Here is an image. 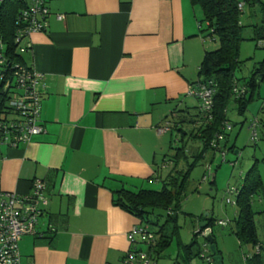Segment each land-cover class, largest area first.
I'll return each instance as SVG.
<instances>
[{"label":"crops","instance_id":"crops-1","mask_svg":"<svg viewBox=\"0 0 264 264\" xmlns=\"http://www.w3.org/2000/svg\"><path fill=\"white\" fill-rule=\"evenodd\" d=\"M46 3V28L25 39L24 53L43 74L45 131L1 147L0 196L46 183L36 233L18 241L22 264H121L139 220L113 204L112 191L136 190L168 170L156 162L167 133L172 138L173 122H191L199 103L187 91L207 51L202 10L192 0ZM253 210L257 226L264 209Z\"/></svg>","mask_w":264,"mask_h":264},{"label":"trees","instance_id":"trees-1","mask_svg":"<svg viewBox=\"0 0 264 264\" xmlns=\"http://www.w3.org/2000/svg\"><path fill=\"white\" fill-rule=\"evenodd\" d=\"M239 2H243L244 7L256 8L259 13V22L253 25L252 37L258 41L264 36V0H192V3L198 4L202 10L203 18L207 25L206 29L209 30L208 36L211 38L216 36L219 43L216 49L205 51L199 68L200 78L198 82H208L210 80L215 87L211 118L203 116L199 105H197L193 108L194 112L190 115L191 131H184L176 122H173V128L181 132V145L177 149L176 157L170 160L173 164L172 168L162 177L159 175L151 177V179H159L162 182L160 189L140 187L132 190L122 186L112 191L113 204L136 217L139 223L148 224L155 236L152 243H142L130 247L129 253L135 258L133 264H141L137 262L139 260L138 253L141 251H145L154 263L162 256L163 251L171 243L173 235L177 231V213L180 211L183 185H185L191 169L197 162L207 152L217 151L216 146H213L212 142L218 134L222 133L224 122L229 121L227 117L228 104L233 100L237 104L238 113H243L248 106L254 89L259 84L258 81L264 78V60L256 64L250 78L244 82L241 83L234 75L239 62L237 57L240 43L243 40V26L240 22L242 11L238 9ZM28 4L29 0H0V116L10 113L8 101L11 94L16 91L14 84H10V87L4 90V80L11 77L14 65L19 64L29 67L24 56L25 52H20L22 40L17 42L20 37L18 29L22 25L19 16L24 9L28 8ZM202 30L204 31V29ZM235 79L246 87V91H251L249 96L245 94L241 98H233L232 88ZM182 121V119H179L177 123H182ZM187 134L190 138H197L201 146L196 155H194V159L191 162L186 161V169L180 170L176 167L181 158L187 159L184 136ZM227 137L228 133H224V139L218 143L221 147H226L230 150L234 145L227 146ZM212 182H214V179ZM235 188V206L237 211L230 230L236 236L240 245H248L252 248L251 252L245 254V264H264V244H262L258 236L255 211L252 207L255 195L264 196V181H262L260 172L255 165L245 173L241 184L235 186ZM154 211H165L167 213L163 223L160 224L158 219L155 221L150 219L149 216ZM202 220L206 221V227L211 228L217 219L211 214L206 217L202 216L198 220L197 228L200 227L199 223ZM153 225L157 228L154 229ZM211 235L214 239L216 252L220 254L212 230ZM197 239L198 233L194 231L191 243L182 246L178 257L188 261L194 256H198L204 260L205 264H209L201 256L202 243L198 245L197 251H193V248L198 243ZM208 256L215 264L210 249ZM126 257L127 254L122 256L121 264H125L124 260ZM176 263L177 261L175 260Z\"/></svg>","mask_w":264,"mask_h":264},{"label":"rangeland","instance_id":"rangeland-1","mask_svg":"<svg viewBox=\"0 0 264 264\" xmlns=\"http://www.w3.org/2000/svg\"><path fill=\"white\" fill-rule=\"evenodd\" d=\"M197 8L200 7L197 6ZM199 11L201 12L200 9ZM199 16L203 17L202 13ZM259 18L256 8L251 9L246 6L240 15L243 40L240 43L237 57L239 62L234 75L241 83L249 79L256 64L264 60V48L259 47L258 41L252 38L253 25L259 22ZM202 20L206 48L209 51L214 50L219 46L218 40L216 36L214 38L208 36L209 30L206 29V21L204 18ZM258 82L259 84L254 89L243 113H238L237 104L233 100L228 104L227 117L231 128L227 131L226 143L228 147L234 145L232 150L227 149L224 154L220 151H209L191 169L181 192L180 211L177 213L176 222L177 231L155 264H175V260L176 264H205L204 260L198 256L185 261L179 258L178 254L183 245L191 243L193 232L198 227L199 218L209 214L217 219L211 228L216 245L222 251V264H245L244 258L248 245H240L230 230V226H233L234 211L237 209L235 205L227 202V198L235 199L234 195L228 193V190L239 186L245 173L254 165L264 181V78ZM250 93V90L246 91L247 96ZM255 118L258 119V123L256 138L253 141L251 140V123ZM182 128L184 131H191V123H185ZM181 136L180 132L174 128L172 129V138H170V133H167L168 144L156 158L159 165L163 164L168 167V170L166 167L161 168L163 175L173 166L170 160L176 157L177 149L181 145ZM184 136L187 159L181 158L176 167L180 170L186 169V161L191 162L201 146L197 138H190L188 134ZM213 179L214 182H212ZM140 187L137 186V189ZM161 187L162 182L158 180L145 182L142 186L145 189H160ZM258 198L259 196L255 195L253 208L255 210L264 209V203L259 202ZM149 217L154 221L158 219L161 224L166 219L167 213L154 211ZM218 220H231V223L221 226L217 223ZM256 220L259 237L264 239V212L256 214ZM152 227L157 228L155 225ZM197 242L193 248L194 252L202 243L201 235L198 236Z\"/></svg>","mask_w":264,"mask_h":264},{"label":"built area","instance_id":"built-area-1","mask_svg":"<svg viewBox=\"0 0 264 264\" xmlns=\"http://www.w3.org/2000/svg\"><path fill=\"white\" fill-rule=\"evenodd\" d=\"M238 9L243 12V2L238 3ZM48 14L49 8L46 0H29L28 8L24 9L19 16L20 23L22 22L18 29L20 37L17 39V42L22 40L20 52L28 51L31 48V42L25 40L31 33L46 28V17ZM56 17L62 19L63 15L57 14ZM258 46L264 48V36L258 40ZM42 81V73L31 66L26 67L19 64L14 65L12 68L11 77L4 80V90H7L10 84H14L16 91L11 94L8 101L10 113L0 116V149L2 146L16 147L19 144L27 143L35 135L45 131L39 119ZM232 93L233 98H241L246 94V87L235 79ZM214 94L215 87L210 80L208 82H197L189 87L187 91V95L198 99L201 113L209 119L211 118ZM257 123V118L251 123V140L253 141L256 138ZM168 128H170L169 123L163 129L167 130ZM230 128L229 121L224 122L222 133L218 134L212 142V145L216 146L217 151L222 154L227 148L221 147L218 142L224 139V133H227ZM31 187L32 190L29 194H18L9 191L2 193L0 196V264H22L18 241L24 235L36 233L38 218L48 202V195L46 183L43 180L35 179ZM228 193L234 195L235 198L236 188H230ZM227 202L235 205V199L227 198ZM217 223L221 226H226L230 223V220H218ZM196 232L202 238L201 256L209 264H213L208 256L209 242L206 239L207 233L205 229L199 227ZM126 235L130 245L125 253L127 257L124 263L133 264L135 258L129 253L130 247L142 243H152L155 236L150 226L142 223L132 226ZM138 258L137 262L141 264H155L145 251L139 252Z\"/></svg>","mask_w":264,"mask_h":264},{"label":"water","instance_id":"water-1","mask_svg":"<svg viewBox=\"0 0 264 264\" xmlns=\"http://www.w3.org/2000/svg\"><path fill=\"white\" fill-rule=\"evenodd\" d=\"M199 226L201 228H205V231L207 233V240L209 242V249L211 251V253L213 254V261L215 264H222V260H221V255L220 254H217V250H216V247H215V243H214V239L211 235V228L210 227H206V221L205 220H202L200 223H199Z\"/></svg>","mask_w":264,"mask_h":264}]
</instances>
